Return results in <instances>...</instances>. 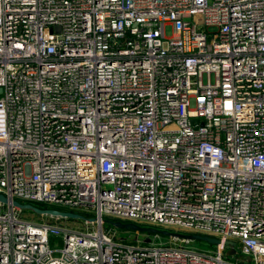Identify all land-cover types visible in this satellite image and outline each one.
I'll return each instance as SVG.
<instances>
[{
    "label": "built area",
    "instance_id": "1",
    "mask_svg": "<svg viewBox=\"0 0 264 264\" xmlns=\"http://www.w3.org/2000/svg\"><path fill=\"white\" fill-rule=\"evenodd\" d=\"M0 195V264H264V0H0Z\"/></svg>",
    "mask_w": 264,
    "mask_h": 264
},
{
    "label": "water",
    "instance_id": "2",
    "mask_svg": "<svg viewBox=\"0 0 264 264\" xmlns=\"http://www.w3.org/2000/svg\"><path fill=\"white\" fill-rule=\"evenodd\" d=\"M0 201L5 204L9 203L8 198H6L4 195H0ZM12 204L22 210H31L34 213L39 214V215H53V216H59L63 218H72V219L81 218V215L77 213L60 211L58 209H52V208H40L30 203H21L19 201H12ZM110 223L116 228L124 229L128 231L148 232V233H153V234L160 233L165 236L175 235V236H180V237H187V238H190L191 240L202 241V242L209 243L211 245H216L219 243V240L216 238L202 236L199 234L174 233L170 230H165V229H160V228H155V227H143L135 223H125L119 220H110ZM228 243L234 244V242L232 241H228Z\"/></svg>",
    "mask_w": 264,
    "mask_h": 264
},
{
    "label": "rangeland",
    "instance_id": "3",
    "mask_svg": "<svg viewBox=\"0 0 264 264\" xmlns=\"http://www.w3.org/2000/svg\"><path fill=\"white\" fill-rule=\"evenodd\" d=\"M171 27L167 28V33L170 35L171 34ZM20 216L24 219H28V220H42V218H44V216L41 217V215L34 213L31 210H23V213L20 214ZM83 218H77V219H72V218H62L61 219V223L64 225H70V227L73 228H77V229H83L85 228V222H86V218L82 216ZM89 218H93V216L89 217ZM90 227H92V225H90ZM104 229L105 231H111L115 233V236L118 240H122V239H127V236L129 235V233H133V231H128V230H124V229H119L116 228L115 226H113L110 223V219H106L105 223H104ZM144 234H147L148 232H142ZM142 235L143 237H147L146 235ZM139 235V234H138ZM148 235L153 236V233H149ZM193 245H195L198 248L201 249H214V245L208 244L206 242H202V241H193Z\"/></svg>",
    "mask_w": 264,
    "mask_h": 264
},
{
    "label": "trees",
    "instance_id": "4",
    "mask_svg": "<svg viewBox=\"0 0 264 264\" xmlns=\"http://www.w3.org/2000/svg\"><path fill=\"white\" fill-rule=\"evenodd\" d=\"M36 206L40 207V208H48L49 206L47 205H42V204H36Z\"/></svg>",
    "mask_w": 264,
    "mask_h": 264
}]
</instances>
